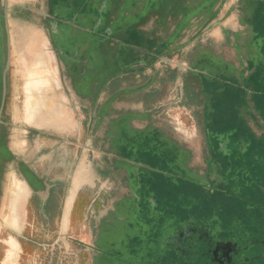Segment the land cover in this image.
Instances as JSON below:
<instances>
[{
    "label": "flooded vegetation",
    "instance_id": "af4514ba",
    "mask_svg": "<svg viewBox=\"0 0 264 264\" xmlns=\"http://www.w3.org/2000/svg\"><path fill=\"white\" fill-rule=\"evenodd\" d=\"M43 1L34 7L32 0H0V195L7 166L18 168L25 178L29 170L8 145L9 131L20 127L11 115L16 108V60L22 61L18 50L27 43L24 24L47 34L61 77L69 78L74 91L75 79L86 70L80 68L84 59L67 58L75 51H66L62 43L76 35L81 14L60 0ZM250 1L235 0L230 12L255 31L262 4ZM104 3L105 23L98 31L111 32L104 51L90 52L94 67L86 63L93 73V94L98 100L105 94V100L99 126L91 129L93 143H85L92 149L74 143L113 160L117 175L133 173L140 194L113 207L110 226L95 228L99 235L91 246L93 264H264V192L250 185L252 175L224 174L220 160L213 162L218 151L229 160H239L241 152L248 154L246 159L252 160L254 153L264 159V44L227 31L226 46L216 45L207 28H195L188 39L187 29L178 31L175 42L159 53L163 36L149 40L140 29L150 15L140 9V0H100L91 11L92 25ZM226 4L224 0L219 12ZM129 18L133 23L127 30ZM168 103L188 111L193 126L170 116ZM30 107L26 103L25 113ZM35 124L30 121L24 128L53 141L62 139ZM223 141L227 150L218 145ZM137 165L140 171L134 173ZM241 175L248 186H228Z\"/></svg>",
    "mask_w": 264,
    "mask_h": 264
},
{
    "label": "crops",
    "instance_id": "0c3cea01",
    "mask_svg": "<svg viewBox=\"0 0 264 264\" xmlns=\"http://www.w3.org/2000/svg\"><path fill=\"white\" fill-rule=\"evenodd\" d=\"M38 1L32 0L34 7L38 6ZM223 1L140 0V9L144 8L145 14L150 11L140 29L149 40L163 36L158 40L159 53L175 42L178 31L187 29L188 39L196 33L192 32L195 28H207L212 43L216 45L226 46L227 31L246 34L251 36L255 45H263L264 0H258L262 4V15L261 23L256 25L259 29L255 31L239 14L230 12L235 0H226L224 11L219 12ZM60 2L73 7L69 8L72 13H81L83 8L94 13L100 0ZM165 18H168L166 25ZM31 27L36 31L33 36L36 42L26 44L27 79L24 85L32 99L30 108L35 113L32 121L35 123L38 115H45L51 124L57 122L62 139L42 146L40 154L29 160H21L29 170L26 178L17 171L15 173L12 191L15 202L9 209L8 220L6 215L2 217L5 210L2 208L1 213L0 208V258H4L5 249L10 246L8 243L12 245L13 240L11 264H93L91 246L99 235L95 228L110 226L119 203L140 194V185L136 178H132V172L131 175L126 172L122 177L117 175L110 158L92 154L75 144L92 145L91 129L99 126L98 116L105 94L99 100L93 94L94 79L88 75L86 67L83 75L75 79L77 91H74L69 78L66 75L61 77L47 34L44 35L37 26ZM43 35L47 40L45 43L40 41ZM130 157L140 163L138 155ZM133 170L139 172L140 165ZM6 230L10 231L9 237L5 236Z\"/></svg>",
    "mask_w": 264,
    "mask_h": 264
},
{
    "label": "rangeland",
    "instance_id": "374dc122",
    "mask_svg": "<svg viewBox=\"0 0 264 264\" xmlns=\"http://www.w3.org/2000/svg\"><path fill=\"white\" fill-rule=\"evenodd\" d=\"M94 5H92L93 7ZM23 32L26 33V38H27V43H23L22 46V61H19L18 59L16 60V108L14 113H12L11 117L13 122L20 127H13L9 131V142L8 145L10 148H12L13 152L17 153L19 160H29L32 156H36L40 154L42 151V146L45 147L48 144L55 143L53 140L47 138L44 135L41 134H36L35 132H30V130H27L26 127L27 124L32 121L33 117V112L32 110H27L25 113V108H26V103H31L32 99L30 98L29 95H27L26 92V79H27V68H26V60H25V48L26 44H29L31 42H36L34 40L33 36L34 33L36 32L35 29H32L30 24H24L23 26ZM42 43L47 42L45 36L43 35V38L40 40ZM88 75H93V73H89ZM38 81H41L38 80ZM29 96V97H28ZM171 104V103H168ZM173 105V104H171ZM166 106L167 108V113L170 116H173L178 120L179 123H181L184 126L191 127L193 126V121L192 118L189 116V112L185 111L184 108H178V106ZM29 107V106H28ZM10 117V115L8 116ZM38 121L36 122L37 128H41L42 126L46 127L44 131L51 132L52 134L56 136H61V131L58 130V125L56 124L57 122L53 121L54 124L53 126L48 125L51 124L50 121H48L47 117L45 115H38L36 117ZM31 124V123H30ZM23 126V127H21ZM51 128V129H50ZM43 130V129H41ZM227 153L226 152H219L214 154L213 162L216 161L218 158V163H219V169L221 172L226 174L228 172V169H226V164L228 165V158L226 157ZM222 158V159H219ZM227 158V159H226ZM18 170V168L10 167L7 166L4 169L3 173V180H2V189H1V195H0V208H1V213H2V208L5 210L4 213H2V217H5L6 215V220H8L9 216L11 215L9 209L11 208L12 204H14L15 199L14 196L12 197V191L14 190V177L15 173ZM237 181L234 183H228V181H224L225 184H230L228 186H237V187H246L248 186V181L247 178H244L242 175L241 177H237ZM19 185V184H18ZM17 185V186H18ZM10 194V195H9ZM7 231V230H6ZM10 231L8 230L5 234V236L9 237ZM6 237V238H7ZM5 238V237H4ZM8 242V241H7ZM8 248L5 249V256L4 258H0V263L1 264H11L12 258L10 257L13 251L12 246H15V243H13L12 240V245L11 243Z\"/></svg>",
    "mask_w": 264,
    "mask_h": 264
},
{
    "label": "water",
    "instance_id": "95a60500",
    "mask_svg": "<svg viewBox=\"0 0 264 264\" xmlns=\"http://www.w3.org/2000/svg\"><path fill=\"white\" fill-rule=\"evenodd\" d=\"M106 3H104V5L100 8V18L94 22V24L92 25L91 23L94 21V16L92 12H90L88 9H82L81 14V25H78L77 28L78 30H76V35L74 37H68L66 36L63 40V47H66V51L70 50V51H75L74 55L69 57L67 56V58L71 59H84L86 62L91 61V65L92 62L94 61V56H93V52L98 53V51H104L105 46L103 45L105 42H107L108 39V34L111 32V28L103 30V32H99L98 29L99 27L105 23L104 18H103V10L105 7ZM191 17V16H190ZM190 17H187L188 19ZM132 20L129 18L127 20L126 27L127 30L128 28H130V26H132ZM183 24V22H182ZM130 32V30H129ZM132 32V31H131ZM130 32V33H131ZM54 33V32H53ZM91 35H95L94 37H92ZM72 38V39H71ZM91 39H92V43L95 44L94 46H90L91 43ZM62 53L65 52V50ZM92 52V53H90ZM163 58L168 59L166 56H164ZM81 62V61H80ZM80 64V63H79ZM84 68H88L87 63L81 62L80 64V68L83 67ZM179 66H185L181 63H179ZM91 67H94V65H92ZM90 67V68H91ZM188 67V66H186ZM75 68V67H74ZM190 70L191 68L188 67ZM103 73H105V71H103ZM121 75V73H118ZM109 80V79H108ZM108 83V82H106ZM105 84H103L104 87ZM106 86V85H105ZM101 90V88H100ZM2 120H1V112H0V126L2 124ZM219 147H222V149L224 148V150H227V146H226V141H223L221 143L218 144ZM81 146L86 147L88 149H92L88 146H86L85 144H81ZM97 152H100L101 154H104L103 151L97 150V149H93ZM238 152V150H236ZM257 152H259V149L256 150ZM240 152V151H239ZM240 154V155H239ZM255 155L253 156V159H246L248 158V156L246 157V153L241 152L238 153V157L240 158L239 160L234 159V160H228V165L226 164V169H228V172H238L240 174H242L243 176H249L252 175V182L250 183V185H252L253 187L260 189V192L263 193L264 192V159L260 157V159L258 158L260 155H256V153H254ZM250 156V155H249ZM263 190V192H262ZM172 258L168 257V261L169 263L171 262Z\"/></svg>",
    "mask_w": 264,
    "mask_h": 264
},
{
    "label": "bare ground",
    "instance_id": "6f19581e",
    "mask_svg": "<svg viewBox=\"0 0 264 264\" xmlns=\"http://www.w3.org/2000/svg\"><path fill=\"white\" fill-rule=\"evenodd\" d=\"M18 185V184H17ZM14 225H16V224H14Z\"/></svg>",
    "mask_w": 264,
    "mask_h": 264
}]
</instances>
